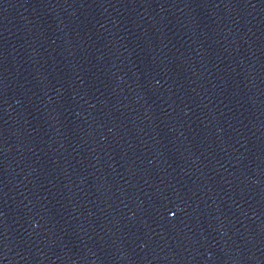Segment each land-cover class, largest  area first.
I'll return each mask as SVG.
<instances>
[{
  "label": "water",
  "instance_id": "obj_1",
  "mask_svg": "<svg viewBox=\"0 0 264 264\" xmlns=\"http://www.w3.org/2000/svg\"><path fill=\"white\" fill-rule=\"evenodd\" d=\"M0 264H264V0H0Z\"/></svg>",
  "mask_w": 264,
  "mask_h": 264
}]
</instances>
